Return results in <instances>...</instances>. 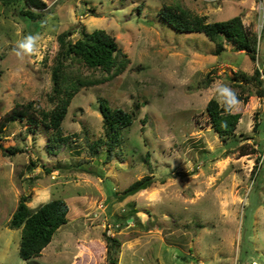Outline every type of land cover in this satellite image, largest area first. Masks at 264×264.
Listing matches in <instances>:
<instances>
[{"label": "rangeland", "instance_id": "1", "mask_svg": "<svg viewBox=\"0 0 264 264\" xmlns=\"http://www.w3.org/2000/svg\"><path fill=\"white\" fill-rule=\"evenodd\" d=\"M45 1L36 20L0 2V119L28 101L51 106L50 65L62 30L73 28L75 40L82 25L102 27L129 62L74 94L62 121L66 140L53 143L43 126L8 124L4 145L23 150L0 149V264H108L104 234L121 240L117 264H264V160L255 167L264 153V94L254 82L234 84L237 71L250 75L258 66L264 78V51L252 60L226 40L215 53L203 32L178 30L158 13L171 4L208 21L240 14L259 33L264 0ZM28 36L32 53L19 48ZM221 86L246 97L234 102L241 116L225 139L206 112L209 98L223 99ZM102 97L135 113L122 128L123 160L104 162L103 150L85 143L104 134ZM144 174L152 175L148 186L120 193ZM22 193H31L30 206L57 196L69 206L67 221L30 258L19 255L20 228L8 225Z\"/></svg>", "mask_w": 264, "mask_h": 264}, {"label": "trees", "instance_id": "2", "mask_svg": "<svg viewBox=\"0 0 264 264\" xmlns=\"http://www.w3.org/2000/svg\"><path fill=\"white\" fill-rule=\"evenodd\" d=\"M5 7L17 6V12L24 19L36 20L43 16L46 6L45 0H0ZM158 13L174 28L181 31L203 32L208 39L214 42L215 53L224 49V41H230L235 49L244 50L252 60H262L264 51V20L259 33L252 27L243 23L240 14L227 18L206 20L205 15L191 13L187 8L164 4ZM80 35L75 39L68 37L73 28L62 30L57 35L59 49L50 65L51 88L48 99L51 106L35 107L32 101L21 103L6 113L0 119V149L5 154H15L21 147L4 145L3 136L8 124L18 120L25 123V129L36 132L40 126L50 129L49 139L58 143L68 138L62 133V121L67 113L68 106L74 94L83 86H90L102 82L122 72L129 57L119 45L115 36L102 27L87 30L84 25L80 27ZM261 57V58H260ZM260 67H254L252 74L237 71L236 84L254 82L258 84L257 90L264 94V78ZM209 83V77L204 84ZM234 96H223L219 101L215 97L208 99L206 112L209 122L222 137L227 138L233 132L241 116L239 111L231 108L236 100L245 99L234 88H229ZM98 109L102 116L104 134L85 143L90 152L103 150L102 161L107 162L113 158L124 159L122 150V128L129 127L135 113L120 106H111L104 97L98 101ZM147 159V156H144ZM262 156H257L256 171L260 170ZM31 164H34L31 161ZM152 182L151 174H144L131 181L120 193L127 195L148 186ZM31 193H22L12 211L8 225L20 228L19 255L30 258L41 254L42 249L50 242L57 228L67 221L68 203L62 197H52L36 206H30L28 201ZM135 210V209H133ZM106 240V261L108 264H117L121 240L113 234H104Z\"/></svg>", "mask_w": 264, "mask_h": 264}, {"label": "clouds", "instance_id": "3", "mask_svg": "<svg viewBox=\"0 0 264 264\" xmlns=\"http://www.w3.org/2000/svg\"><path fill=\"white\" fill-rule=\"evenodd\" d=\"M34 43H35V38L32 36H28L25 38V41L20 43L19 48L22 49L24 52L32 53L34 50ZM220 93L221 95L232 97V100H230V102L234 101L233 94L231 93L230 89H228L226 86L220 87Z\"/></svg>", "mask_w": 264, "mask_h": 264}]
</instances>
